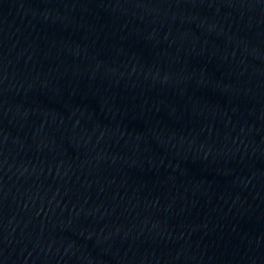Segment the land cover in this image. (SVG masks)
Returning a JSON list of instances; mask_svg holds the SVG:
<instances>
[{
	"label": "water",
	"instance_id": "water-1",
	"mask_svg": "<svg viewBox=\"0 0 264 264\" xmlns=\"http://www.w3.org/2000/svg\"><path fill=\"white\" fill-rule=\"evenodd\" d=\"M0 264H264V0H0Z\"/></svg>",
	"mask_w": 264,
	"mask_h": 264
}]
</instances>
